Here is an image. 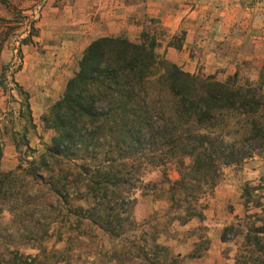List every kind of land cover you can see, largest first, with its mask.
<instances>
[{"label": "trees", "instance_id": "16d2710c", "mask_svg": "<svg viewBox=\"0 0 264 264\" xmlns=\"http://www.w3.org/2000/svg\"><path fill=\"white\" fill-rule=\"evenodd\" d=\"M42 120L54 132L49 144L37 153L24 143L26 167L0 172V220L11 217L0 234V264H78L88 255L106 264H183L158 243L160 233L131 237L134 192L154 194L166 184L159 193L183 224L203 217L198 202L223 168L264 156L260 84L239 83L236 73L224 82L189 74L157 56L154 43L120 37L86 47ZM170 163L178 172L172 182ZM154 170L161 179L144 183ZM261 190L242 188L247 220L223 229L222 241L241 236L234 264H264Z\"/></svg>", "mask_w": 264, "mask_h": 264}, {"label": "rangeland", "instance_id": "374dc122", "mask_svg": "<svg viewBox=\"0 0 264 264\" xmlns=\"http://www.w3.org/2000/svg\"><path fill=\"white\" fill-rule=\"evenodd\" d=\"M94 1L4 0L0 3V172L26 167L24 161L31 158L26 155L24 143L37 153L49 144L54 132L42 118L60 99L67 81L77 72L86 47L83 51L80 49L92 36V29L104 32L105 27L122 28L114 17L105 21L97 15L98 5H94ZM123 26L115 35L106 37L154 43L156 55L163 57L159 51L168 34L159 20L147 17L136 20L129 15L124 18ZM175 39L179 41L178 36ZM235 68L239 83L247 80L260 84L264 93V57L259 56L253 62L242 60ZM194 74L207 76L200 71ZM211 76L219 82L231 77L223 80ZM165 172L171 182L178 179L172 163ZM160 179L161 173L157 170L143 177L144 183H157ZM246 185L262 187L264 195L263 155H255L239 166L223 168L220 182L198 202L202 204L203 217L183 224L172 220L176 212L170 208L165 195L159 193L167 189L166 184L157 186L154 194L134 192L136 205L132 217L138 229L131 237L141 242L160 233L158 243L166 246L172 255L179 254L183 264H234L241 236L234 238L231 232L226 234L228 241H222L221 236L224 228L233 224L241 229L247 220L241 199V190ZM260 209L252 208L249 213ZM2 218L0 234L5 236L3 225L11 217L5 213ZM20 251L34 253L24 248ZM78 264H106V258L88 255Z\"/></svg>", "mask_w": 264, "mask_h": 264}, {"label": "crops", "instance_id": "0c3cea01", "mask_svg": "<svg viewBox=\"0 0 264 264\" xmlns=\"http://www.w3.org/2000/svg\"><path fill=\"white\" fill-rule=\"evenodd\" d=\"M128 1L131 2L99 0L97 4L95 0L93 3L98 5L97 15L105 21L114 17L122 28L124 18L129 15L136 20L141 17L159 20L168 34L159 52L184 72L200 71L224 80L236 73L235 66L242 60L253 62L259 56L264 57V0ZM120 29L105 27L104 32L92 29V36L80 51ZM177 36L179 41L175 39Z\"/></svg>", "mask_w": 264, "mask_h": 264}]
</instances>
